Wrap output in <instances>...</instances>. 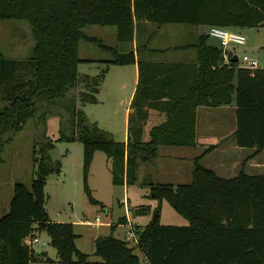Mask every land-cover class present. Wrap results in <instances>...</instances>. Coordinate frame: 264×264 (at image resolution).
<instances>
[{
  "label": "trees",
  "instance_id": "trees-1",
  "mask_svg": "<svg viewBox=\"0 0 264 264\" xmlns=\"http://www.w3.org/2000/svg\"><path fill=\"white\" fill-rule=\"evenodd\" d=\"M0 20L26 23L32 40L25 58L0 56V152L29 120H44L59 106L72 128L59 139L81 144L83 173L92 152L99 150L110 161L111 184L127 186L135 180L137 165L154 158L158 146L193 145L194 106L207 100L211 105L225 104L230 92L235 145L264 149V68H244L232 56L228 66L218 65L220 51L205 46L204 37L194 47L196 64L135 61L133 50H115L82 30L91 25L112 27L116 42L131 43L134 22L140 20L155 26L264 27V0H0ZM79 42L107 54L100 61L105 69L94 75L77 72L79 63L94 61L78 58ZM134 62L137 82L122 142L87 122L83 111L75 108V98L66 94L82 82L79 103H93L107 66ZM149 107L158 109L164 119L149 127L144 141ZM51 146L47 139L40 151ZM32 163L34 178L28 187L12 184L7 210L0 216V264L49 261L22 243L23 237L40 231L47 235L58 263L86 264V255L74 246L71 223L50 221L43 208L44 179L58 170V162L39 152ZM146 185L187 221L182 226L160 225L157 208L147 224L134 230L148 264H264V173L239 172L222 179L194 159L188 184ZM92 246L102 264H138L122 239L95 237Z\"/></svg>",
  "mask_w": 264,
  "mask_h": 264
},
{
  "label": "rangeland",
  "instance_id": "rangeland-1",
  "mask_svg": "<svg viewBox=\"0 0 264 264\" xmlns=\"http://www.w3.org/2000/svg\"><path fill=\"white\" fill-rule=\"evenodd\" d=\"M148 25L147 31L143 32V38L149 37L150 45L161 46L183 44L189 39L184 29L193 27L188 24L167 23L160 25V30L157 31L155 24L148 22ZM82 30L86 34L101 39L103 44L115 50H132L130 43L116 42L112 27L91 25ZM225 30L238 33L244 38V43L241 45H229L238 58V65L243 63L242 57H245L248 61L255 60L258 68H264L263 26L225 28ZM214 40L218 45V40L216 38ZM143 41H137V46L146 47ZM31 46L32 40L26 23L0 20V56L23 59L29 54ZM181 54L182 50H175L169 51L167 56L170 60L176 61ZM77 56L94 60L79 63L77 65L79 74L94 75L105 69L100 61L105 59L107 54L91 43L79 42ZM171 56L173 59L170 58ZM132 73V65L107 66L97 91L93 94L97 100L95 103H79L78 92L84 87L82 82H79L75 89L69 90L66 96L75 98V108L83 111L87 122L93 123L121 141L125 138L124 107L132 87ZM61 109L65 110L55 106L49 111L51 113L46 114L44 120L41 117H37L34 121L29 120L23 130L3 145L0 152V216L7 210L12 184L19 182L26 187L29 186L31 179L34 178L33 157H38L41 152L52 163L58 162V170L49 172L44 179V211L50 221L71 223L72 232L75 234L74 246L77 251L86 255V263L96 258L92 246V239L95 237L111 235L132 245V238L127 237L128 227L119 223L123 222L124 217L132 224L133 231L147 224L153 218L154 210L157 208L158 224L185 223V220L175 213L164 199L154 197L146 184L136 182L127 186L111 184L110 161L99 150L92 152L83 173L81 144L77 140L59 139L63 135H68L72 129L67 120L66 110L63 115L60 112ZM224 110L227 115L228 111L226 108ZM217 115L218 113H211V117ZM32 121L34 123H31ZM145 123V125L151 123L150 117L147 121L145 120ZM47 139L52 146L48 150L42 148L40 151ZM179 149L161 146L158 148V156L162 158L166 151L177 152ZM182 165L185 171L188 162L183 161ZM94 218H97L96 224ZM33 236L37 238V242L32 243L30 248L33 251H45L49 261L39 260L31 264H60L57 262L55 250L49 245L47 235L40 231Z\"/></svg>",
  "mask_w": 264,
  "mask_h": 264
},
{
  "label": "crops",
  "instance_id": "crops-1",
  "mask_svg": "<svg viewBox=\"0 0 264 264\" xmlns=\"http://www.w3.org/2000/svg\"><path fill=\"white\" fill-rule=\"evenodd\" d=\"M193 27H187L184 29L186 34L189 35V39L183 44L161 46L159 44L150 45L148 44L149 37L143 38V32L149 28L147 21H136L134 22V34L132 42L130 43L131 49L134 52V59L150 62V63H173V64H196V50L195 45L199 42V38L204 37L205 46L216 48L220 51L219 44L216 45L214 37L207 35V25H192ZM160 26H156V30L159 31ZM111 32V31H110ZM114 33V30L112 31ZM145 39V40H144ZM144 40V41H143ZM145 42L146 47H139L137 51L136 45L138 42ZM175 47V48H174ZM182 50L179 60L172 61L169 59L168 52ZM236 57V56H235ZM173 59V57H170ZM237 58V57H236ZM218 65L228 66L221 56L217 61ZM133 67L132 73V87L127 98L126 106L124 107V121L126 125L127 114L130 111L129 102L133 95L134 87L137 82V66L134 62L131 64ZM234 84V80L231 81ZM163 98L160 99V101ZM95 102L97 100L95 99ZM93 102V103H95ZM207 102L209 103L207 105ZM205 103L196 104L194 106V130H193V145L191 146H172L180 148L177 152L166 151L159 158L158 146L156 148V155L154 158L139 163L135 170L134 183L147 184V183H159V184H170L177 185L178 183L188 184L191 179V169L193 160L197 159L198 163L210 169L213 174L222 179H228L236 176L239 172L245 174H261L264 173V149L255 151L253 148L238 147L234 143L233 131H234V93H229V100L227 103L211 105L210 101L207 100ZM228 111L226 115L225 109ZM214 110V111H212ZM147 118L150 117L151 123L145 125L142 134V139H147V130L149 127L160 123L164 119V115L158 111V109L149 107L146 109ZM211 113H218L216 117H211ZM148 126V127H147ZM126 128V127H125ZM126 137V131H125ZM125 141V138L121 140ZM188 162V167L185 171L182 169V162ZM181 179V180H180ZM179 181V182H177ZM188 182V183H187ZM119 186H125L124 184ZM180 216V215H179ZM181 217V216H180ZM182 218V217H181ZM159 219V217H158ZM157 219V222H158ZM184 219V218H182ZM185 220V219H184ZM120 221V220H119ZM58 222V221H57ZM95 224L97 222H94ZM122 225L128 227L132 238L131 247L133 254L137 257L138 264H148L141 250L137 247L136 239L137 235L132 230V224L127 221L124 217ZM171 224L173 226L186 225ZM170 225V224H168ZM142 226V225H141ZM115 238V237H114ZM94 239V238H93ZM92 239V242H93ZM119 239V238H117ZM123 240V239H122ZM125 241V240H124ZM126 242V241H125ZM127 243V242H126ZM137 251V252H135ZM39 252V251H35ZM46 256V252H41ZM96 256V255H94ZM48 258V257H47ZM31 264V263H30ZM86 264H102L98 256L90 260Z\"/></svg>",
  "mask_w": 264,
  "mask_h": 264
},
{
  "label": "built area",
  "instance_id": "built-area-1",
  "mask_svg": "<svg viewBox=\"0 0 264 264\" xmlns=\"http://www.w3.org/2000/svg\"><path fill=\"white\" fill-rule=\"evenodd\" d=\"M207 35L214 37L218 40L219 48H220V56L226 61L229 62V57L233 56L234 53L232 49L229 47L230 44L241 45L244 43V38L242 35L238 33H233L225 30V28L217 27V26H209L207 29ZM238 61V58H236ZM242 64L239 63L240 66L247 69H255L257 68V62L255 60H246L245 57H242ZM95 222H97V218H94ZM131 234H128V237ZM37 242V238L35 236L26 235L22 238V243L26 246H29L32 243Z\"/></svg>",
  "mask_w": 264,
  "mask_h": 264
},
{
  "label": "water",
  "instance_id": "water-1",
  "mask_svg": "<svg viewBox=\"0 0 264 264\" xmlns=\"http://www.w3.org/2000/svg\"><path fill=\"white\" fill-rule=\"evenodd\" d=\"M231 60L236 61L235 55L232 56Z\"/></svg>",
  "mask_w": 264,
  "mask_h": 264
}]
</instances>
